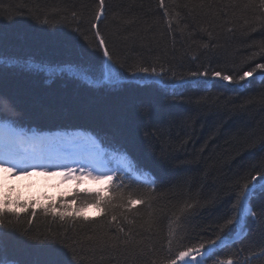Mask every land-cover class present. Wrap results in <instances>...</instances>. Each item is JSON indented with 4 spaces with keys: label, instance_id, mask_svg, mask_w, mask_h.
<instances>
[{
    "label": "snow or ice",
    "instance_id": "snow-or-ice-1",
    "mask_svg": "<svg viewBox=\"0 0 264 264\" xmlns=\"http://www.w3.org/2000/svg\"><path fill=\"white\" fill-rule=\"evenodd\" d=\"M172 3L174 14L169 12L165 0H159L170 31L173 22L177 27L182 23L180 12L175 9L191 8L188 15L193 12L214 15L212 0H185L183 5L172 0ZM241 7L244 12L252 11L251 17L244 20L243 26L248 29L246 36L259 32L264 37V0H247L243 5L239 0H226L218 6V13L227 15L228 9ZM5 11L0 5V67L14 69L20 74H42L53 83L64 80L95 90L113 87L124 92H143L144 95L136 98L130 122L112 130L93 129L95 135L30 134L29 130L17 126L22 121L21 90L6 84L0 74V169L13 175L49 169L63 170L61 174L67 177L79 173L77 180L87 176L106 181L110 192L105 196L100 192L76 190L72 198L76 208L64 203V197H60V203L39 205L45 218L50 217L52 223L59 222L62 226L70 225L72 233L69 234L67 227L63 232L49 228L43 239L29 234L30 226L39 215L36 202L0 199V264H98V254L99 261L115 260L116 264H120L121 257L125 264L129 259L139 260L145 250L131 239V227L125 232L128 223H135L128 221V214L136 210L139 215L136 206L151 210L157 200L163 199V195H153L158 190L169 192L191 185L194 180L201 181L200 189H207V192L203 199L199 193L195 198L189 197L192 202L185 200L172 213L167 235L163 237L166 247L161 244L164 256L159 261L149 260V264H207L210 259L212 264H234L233 255L237 253L227 259L212 257L245 242L249 249L257 250L249 251L244 264L251 261L264 264V128L259 131L247 125L238 128L230 140L225 141L230 145V153L206 155L210 145L220 138L225 119L233 116L239 119L240 113L256 102V97H252L238 110L215 103L224 93L239 96L248 92L257 75L264 84V62H261L264 61V38L249 44L248 48L255 50L239 63L234 58H225L222 66H213L209 58L208 63L202 62L196 70L177 75L174 67L165 68L160 63L161 57L151 61L138 57L132 63L130 57H121L116 41L127 42L128 37H121L120 33L126 31L124 25L134 21L123 20L126 10L113 11L111 20L123 22L108 31L107 0H95L94 6L85 5L80 11H72L70 18L62 17L56 22L66 21L70 29H59L57 37L58 51L66 59L44 62L7 51L3 33L17 21L11 15L5 16ZM42 23L54 26L47 18ZM180 30L184 31L183 28ZM208 35L211 37L212 33L208 32ZM191 37L192 33L189 34ZM198 47L210 53L216 45L200 43ZM197 59L199 57H192V60ZM97 65L99 76L94 72ZM126 74L127 80L134 84L122 82L121 78ZM214 88L222 91L212 98L209 92ZM187 91L202 95L194 102L189 99L188 110L179 112L176 110L177 97L183 102ZM259 103L264 105V91L259 93ZM205 109L218 123L210 129L200 149L189 153L188 146L198 142L195 125L208 118ZM176 127L180 132L173 136L172 129ZM142 129L145 130L143 135ZM173 140L178 144L174 145ZM245 154L251 157L246 163L243 162ZM134 185L138 187L133 188ZM139 186L146 190H140ZM89 205L97 207L103 214L99 216L102 224L84 214L83 210ZM203 212L211 216L214 227L191 236L185 225ZM148 216L147 229L151 231L158 216L153 211H149ZM81 223L97 224L94 234L80 236L76 229ZM25 224L29 227L25 228ZM257 234L259 239H256ZM13 242L18 246L16 250L12 248ZM236 264H239L238 260Z\"/></svg>",
    "mask_w": 264,
    "mask_h": 264
},
{
    "label": "trees",
    "instance_id": "trees-1",
    "mask_svg": "<svg viewBox=\"0 0 264 264\" xmlns=\"http://www.w3.org/2000/svg\"><path fill=\"white\" fill-rule=\"evenodd\" d=\"M178 2L183 5L185 0H178ZM193 2H198V0H193ZM225 2L226 0H212L213 8L211 12L214 15H204L203 12H200L199 15L196 12L188 15L191 8L175 9V11L180 12L182 23L177 27L175 22H173V29L170 31L167 27V18L163 15V9L159 7V0H107L109 15L106 17V23L109 25L108 31L114 30L123 21L117 20L113 22L111 13L113 11L126 10L123 20L131 19L134 22L130 25H124L126 31H121L120 33L121 37H128L127 42L125 43L123 40L116 41L120 56L130 57V63L138 57H143L149 61L156 57H161L160 63H163L165 68L172 66L177 75H180L181 72L196 70V67L202 62L208 63L209 58H211L213 66H222L225 63V58H234L239 63L242 58L255 50L254 48H248V45L253 41H259L264 38L259 32L250 33L246 36L248 29L243 25L244 20L251 17V10L244 12L241 7L228 9L227 15L219 14L218 6ZM246 2L247 0H239L241 5ZM94 4L95 0H0V5L6 10L4 15H11L17 21L11 28L4 30L3 37L8 46L7 51L13 54L18 53L26 58L35 57L37 61L44 62L66 59L58 51L57 37L60 35L59 29L64 31H69L70 29L66 21L63 23L56 22L60 21L62 17L70 18L72 11H80L83 6L92 7ZM165 5L168 7L169 12L174 14L173 9L175 6L172 0H165ZM197 11L199 12L200 10ZM36 17H39V19H36ZM45 18L53 21L54 26L43 24L42 21ZM5 23H7L6 20ZM181 28L184 31H181ZM208 32L212 33L211 37H209ZM190 33H192L191 39L189 38ZM193 41H196V43H193ZM200 43L215 44L216 48L210 53H205L204 49L198 47ZM193 56H197L199 59L192 60ZM168 62H171V64ZM180 65H183V67ZM94 72L96 76H99L98 65ZM0 74L3 75L6 84L21 90L23 96L22 121L17 126L25 130L52 131L64 128H79L94 135L93 129L112 130L117 126H123L130 122L136 98L144 95L143 92H133L132 90L124 92L119 88L113 87L105 88L102 91L95 90L81 83L71 84L64 80H57L53 83L42 74H20L16 70L7 67H0ZM127 75L121 78L122 82L134 84L135 82L127 80ZM170 75L171 73H169V77ZM260 79V76H255L250 90L243 95L238 96L236 93L228 92L224 93L218 101H215L220 106L227 105L229 108L238 110L240 105L244 104L246 100L256 97V102L247 107L243 113H240L239 119L235 116L225 119L223 130L219 134L220 138L215 144L210 145L206 155L209 153L213 155L230 153V145L225 143V141L230 140L238 128L245 125L248 128H255L257 131L264 128V105L259 103V93L264 91V84L260 83ZM221 91L214 88L210 90L209 95L215 98ZM199 95H202V93L187 91L183 102L180 101L178 96L176 110L186 112L191 106L189 99L194 102ZM212 104L213 101L210 99L209 105L212 106ZM204 112L208 118L201 120L199 124L195 125V138L198 142L188 146L187 151L189 153L200 149L204 140L208 138L210 129L216 127L218 123L208 109H205ZM143 131L145 130H141V135H143ZM189 131H191L190 128ZM178 132H180L179 127L172 129L173 136ZM181 138H183L182 134ZM173 144H178V141L173 140ZM187 158L190 159L191 157ZM249 159L251 157L245 154L243 162L246 163ZM235 166L233 165V167ZM188 175L191 176L193 174L189 173ZM195 175H199V173ZM200 183L201 181L194 180L191 185H185L183 188H176L169 192H164L163 189L158 190L153 195H163V199L157 200L151 210L146 207L136 206L139 209V215H137L136 210L128 214V221H135V223H128L125 227V232L131 227L133 230L131 239L145 251L141 259L135 261L129 259L127 264H149V260L159 261L164 256L161 244L164 243L166 247L163 237L167 235L172 213L177 211L185 200L192 202L189 197L195 198L199 193L200 198L203 199L207 189L201 190ZM136 187L138 186H133V188ZM139 187L140 190H146L142 186ZM76 190L81 193L100 192L101 195L105 196L110 194L107 184L100 190H87L80 188L77 181L66 194L47 199L36 197L28 202L29 204L36 202L39 213L35 222L30 226L31 233L29 234L37 235L43 239L44 236L48 235L49 228L63 232L65 227H67L71 235L70 225L62 226L59 222L52 223L51 218H45L44 213L39 210V205L60 203V197H64V203L71 204L72 208H76L77 205L72 199ZM128 191H132V189ZM125 194L127 195V192ZM20 198L17 195L13 201ZM12 206L15 207L16 205L13 204ZM88 207L95 208L94 213L84 214L102 224L103 221L99 220V216L103 214L99 213L95 206L89 205ZM149 211H153L158 216V222L152 227L151 231L147 229L146 223L149 220ZM141 224H144L145 227H140ZM24 227L28 228L29 225L25 224ZM96 227L97 224L81 223L77 225L76 230L80 236L93 235V230ZM212 227H214V221L207 212L201 213L185 225L187 232L191 236L203 233L205 230L210 231ZM123 235L121 234L122 237ZM256 239H259V234H257ZM17 247L15 242H13V250H16ZM241 248H244V251H239ZM256 250L255 248L249 249L247 242L243 245L238 243L232 249L219 253L212 259H227L229 255L237 253V255H233L234 264H236L237 260L239 264H244L245 257L248 256L249 251ZM119 259L120 264H125L123 257ZM97 261L98 264H116L115 260L105 259L104 261H99V254L97 255ZM207 264H212L211 259ZM250 264H258V262L251 261Z\"/></svg>",
    "mask_w": 264,
    "mask_h": 264
},
{
    "label": "rangeland",
    "instance_id": "rangeland-1",
    "mask_svg": "<svg viewBox=\"0 0 264 264\" xmlns=\"http://www.w3.org/2000/svg\"><path fill=\"white\" fill-rule=\"evenodd\" d=\"M3 172L5 174L0 176V199L9 198L13 201L19 195L21 197L19 200L29 202L36 197L41 199L58 197L61 194H66L74 184L72 178L64 177L52 169L37 170L33 176L29 172L17 175L5 170ZM79 181L80 188L87 190H100L105 185L104 180H95L87 176H81ZM94 209L87 207L83 211L86 214H93Z\"/></svg>",
    "mask_w": 264,
    "mask_h": 264
},
{
    "label": "bare ground",
    "instance_id": "bare-ground-1",
    "mask_svg": "<svg viewBox=\"0 0 264 264\" xmlns=\"http://www.w3.org/2000/svg\"><path fill=\"white\" fill-rule=\"evenodd\" d=\"M4 169H0V176H3L5 174V172H3ZM47 176V175H45Z\"/></svg>",
    "mask_w": 264,
    "mask_h": 264
}]
</instances>
